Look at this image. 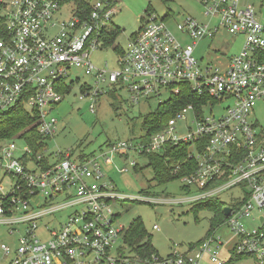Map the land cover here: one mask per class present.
<instances>
[{
	"label": "built area",
	"instance_id": "built-area-1",
	"mask_svg": "<svg viewBox=\"0 0 264 264\" xmlns=\"http://www.w3.org/2000/svg\"><path fill=\"white\" fill-rule=\"evenodd\" d=\"M77 1L0 0V114L22 106L36 118L38 134L54 138L59 129L53 111L70 90L65 81L73 70L94 81L93 87L83 86L79 97L89 100L91 113L105 89L114 96L126 92L129 102L139 105L163 95L171 99L187 88L194 103L147 140L110 145L102 154L108 156L104 163L116 155L163 152L171 174L194 193L192 201L210 200L233 188L240 193L233 205L221 208H229V215L222 213L221 221L187 251L174 249L166 257L138 253L125 243L127 229L116 224L112 209L115 199L127 198L102 183L105 164L100 159L73 160L62 152L46 158L47 148L35 155L23 141L7 140L0 144V172L10 182L4 188L0 179V225L16 236L17 246L11 251L0 245L3 256L11 255L3 264H227L220 256L224 242L216 236L223 227L235 237L232 258L264 264V126L250 121L258 106L264 109V0H200L208 22L186 18L176 27L192 40L189 45L179 42L164 21L147 14L125 48L117 49L116 70L111 71L106 62L104 68L94 65L91 56L114 47L115 3ZM220 28L243 39L240 52L228 62L217 57L200 63L194 57L197 44ZM224 102L220 115H204V109ZM185 115L194 130L179 137L175 125ZM181 146L187 147L185 162L166 155ZM65 211L69 214L63 221L43 222ZM244 220L259 227L249 230Z\"/></svg>",
	"mask_w": 264,
	"mask_h": 264
},
{
	"label": "rangeland",
	"instance_id": "rangeland-1",
	"mask_svg": "<svg viewBox=\"0 0 264 264\" xmlns=\"http://www.w3.org/2000/svg\"><path fill=\"white\" fill-rule=\"evenodd\" d=\"M111 1L115 3L117 10L112 18V24L114 29L119 30V34L116 36L114 47L97 51L91 56L94 65L104 68L106 62V67L110 71L116 70L117 49L125 48L127 40L141 29L143 18L147 14H153L157 19L164 21L183 45L191 44L192 40H188L186 35L177 31L178 24L186 18L195 19L202 24L208 22L202 14L200 0ZM242 40L241 37L230 35L220 28L212 38H205L197 44L194 57L200 60V63L216 62L217 57H220L222 62H228L240 52ZM76 75L79 76L77 81ZM65 85L70 90L53 111L54 117L58 120L59 132L54 138L44 142L47 154L43 155L50 158V155L55 152L70 153L73 160L98 158L103 164L110 165L108 168L101 166L104 174L102 183L114 187V192L127 198L113 201L112 209L116 214V224L128 231L136 221H139L143 232L140 245L150 246L151 253L166 257L174 249L184 252L204 239L208 231L221 221L219 213L214 209L233 205V198L240 193L238 188L222 192L210 200L192 201L191 195L194 193L190 194L186 191L178 179L166 183L157 182L149 158L128 153L125 156H113V160L104 163V159L108 156H102L108 152L110 145L136 141L144 137L146 135L144 122L159 111L162 108L161 105L169 98L163 95L135 105L129 102L126 92H118V96H115L118 98L116 101L118 110L115 111L112 107L113 97L109 96L105 89L106 95L99 98L95 113H91L89 100L80 101L79 97L82 95L83 86L93 87L94 81L73 70L70 78L65 81ZM226 105L227 102H224L214 110L204 109L203 113L206 116L210 114L218 116L222 113V107ZM185 117V121L177 120L175 125L176 135L179 137L186 136L188 128L191 131L194 130L191 117L189 115ZM250 121L264 126L262 106L255 109ZM2 142L4 141L0 144ZM16 143L18 146H23L21 141ZM155 156L165 157L163 152L156 153ZM130 162H135L136 166L130 165ZM120 168H126L127 171L120 173ZM1 178L3 177L0 172ZM9 183V178H3L4 188H7ZM137 198H144L145 201H139ZM68 214V211H65L59 214V218L58 216L48 217L43 222L53 225L54 221H63ZM243 222L249 230L259 227L256 221L244 220ZM154 225L158 227L157 231L152 230ZM8 232L7 226L0 225V245H5L13 251L17 246L16 236H11ZM216 233V236L224 242L220 248L223 261L231 260L230 264H256L252 258H232L230 250L235 237L227 228H219ZM10 258L11 255L3 256L0 251V264Z\"/></svg>",
	"mask_w": 264,
	"mask_h": 264
},
{
	"label": "trees",
	"instance_id": "trees-1",
	"mask_svg": "<svg viewBox=\"0 0 264 264\" xmlns=\"http://www.w3.org/2000/svg\"><path fill=\"white\" fill-rule=\"evenodd\" d=\"M79 4L86 5L88 1L79 0ZM119 34V30L115 29L112 35ZM4 36V19L2 16V7L0 4V39ZM116 37V36H115ZM113 97L112 107L117 111L118 107L116 101L118 98L114 94H109ZM195 97L188 92V89H183L180 95L168 99L166 103L161 105V109L155 114L151 115L145 122L144 127L146 129L145 138L154 133L160 131L166 122L174 116L182 107L189 103H194ZM13 138L23 141L31 151L36 155L42 153L47 147L44 142L48 139H43L37 132L36 118L32 117L27 113L22 106L12 108L2 114H0V142L13 140ZM186 146H181L175 153L172 154L171 150H167L166 155H171L177 160L185 162ZM149 158L150 164L152 165L155 179L159 183H166L168 181L177 180L179 177L174 176L170 172V167L165 161L164 157L150 155L146 156ZM185 173H182L184 175ZM214 206V205H213ZM214 210L219 213L221 219L223 218L221 208L216 207ZM143 237L142 226L139 221H136L125 235V243L130 246L136 252L151 253V248L148 245L141 246L140 242ZM231 261V260H230ZM230 261L227 264H230Z\"/></svg>",
	"mask_w": 264,
	"mask_h": 264
},
{
	"label": "water",
	"instance_id": "water-1",
	"mask_svg": "<svg viewBox=\"0 0 264 264\" xmlns=\"http://www.w3.org/2000/svg\"><path fill=\"white\" fill-rule=\"evenodd\" d=\"M222 213H223L224 216H228L229 213H230V209H229V208H224V209L222 210Z\"/></svg>",
	"mask_w": 264,
	"mask_h": 264
},
{
	"label": "crops",
	"instance_id": "crops-1",
	"mask_svg": "<svg viewBox=\"0 0 264 264\" xmlns=\"http://www.w3.org/2000/svg\"><path fill=\"white\" fill-rule=\"evenodd\" d=\"M103 167H104V168H108V167H110V165H103Z\"/></svg>",
	"mask_w": 264,
	"mask_h": 264
}]
</instances>
